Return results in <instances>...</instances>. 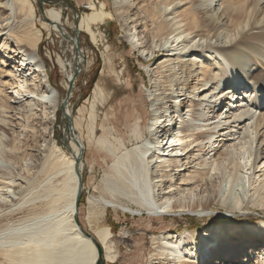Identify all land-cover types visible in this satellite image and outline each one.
<instances>
[{"label":"bare ground","instance_id":"6f19581e","mask_svg":"<svg viewBox=\"0 0 264 264\" xmlns=\"http://www.w3.org/2000/svg\"><path fill=\"white\" fill-rule=\"evenodd\" d=\"M201 1L134 0L130 2V0H114L112 11L107 9L106 4L92 2L90 3L92 12L83 15L78 23V30L75 29V31L90 34L92 42L98 45L101 39L99 38L100 32L96 28L116 16L121 22L123 30L128 34V38H131L132 46L138 49V52L147 60L152 61L156 55L164 53V58L161 59L154 72L156 92H159L154 98L155 101L165 95H167L165 99L173 97L168 94L170 92L172 94L185 92V96L189 99L191 96L200 97L204 92H209L211 95L219 94L225 87L231 86L228 89L231 90V106L234 108L237 107V103L248 97L249 86L255 91H260L261 96L259 102L256 103V110L250 116L252 132L248 137L251 145V165L248 169L250 175L247 176V179L248 182L253 181L249 185L252 187L253 193L248 190L244 197H237L230 204V209L242 212L254 207L260 208L264 212V20L262 22L257 20V8L260 0H218L220 2L218 11L221 9L218 16L215 14L214 0L207 2L205 8L200 7L203 3ZM0 10L9 12L0 20V107L3 110L0 131H8L9 127L8 120L3 115L7 108L10 109L6 105V101H11L12 97L9 98L3 87L12 86L10 80L7 81L8 78H11L14 81L13 87L15 86L13 89H17L16 93L25 100L27 107V122L23 127L24 131L19 136L24 135V140L28 138L22 146V148H26L25 153L18 156L13 151L19 150L20 147L14 145L9 150L10 142L2 141L0 137L2 157L7 162L13 161L23 165V161L25 163L26 157L29 156L28 151L32 149L28 145L29 143L42 141L47 144L44 151L41 150V146L40 148L33 146L34 152H37L35 156H40L37 158L40 160V164L26 169L28 173L34 170L33 175L40 174L41 178L33 176L32 180L34 187L43 188V191L34 193L28 188L27 193L14 203L13 208L16 209L12 210L11 208V212L20 211L25 204L32 203L34 206L36 201L44 196L43 206L30 209L29 214L20 218L18 224L15 222V225L10 224L0 230V264H50L54 262V252L47 240L55 236L72 239L73 242L81 246L83 249L82 258L80 257L82 264L98 263L97 246L105 251V257L103 256L105 264H115L119 260L120 244L113 240L114 232L110 226L89 230L93 241L87 236L89 231L79 224L78 216L82 213L79 207L75 208L79 183L76 169L78 168L82 177L83 192L82 166L84 153L88 147L89 153H93L97 158H104V161L112 162L110 172L103 180L104 191L112 200L101 198L96 201L92 199L89 201L92 207L121 208L118 204L126 202L128 206L122 208L123 211L133 216H136L137 213L140 215L145 213L153 220L162 221L165 216L176 212H196L199 207L205 211L210 208L213 204L212 201L201 204V206L188 207L172 201L175 195L191 189L192 186L204 188L208 185L207 178L210 169L192 167L197 161L196 156H198L193 151L204 153L206 150V155L210 152H214V156L216 153L218 154L216 150L219 146L216 145L219 140H216L215 133L199 132L185 126L190 115L189 121H200L201 118H204V115H199L194 111V107L201 105L199 102L202 99L193 100L190 98L185 107L180 103L179 107H184L183 110L186 108L187 113L180 114L176 109V118L170 116L169 119L164 115L166 119L162 122L161 118L163 117H156L158 120L156 119L154 124L155 135L153 134L142 145L132 143L133 145L130 147L128 144L133 142L132 138L140 140L142 137L139 126H137L138 121L140 120L146 125L147 114L143 98L135 99L134 92L130 89L126 91L127 95L129 94L127 98L115 102V98L110 100L111 97L107 89L104 90L106 94L101 90L100 95L96 89L97 97L93 103L97 104L94 108L101 107L107 110V118L101 122V125L108 132L105 136H98L97 116L93 124L84 123L83 117L79 120L75 119L73 130L83 151L78 144L72 142L69 147L72 151L68 155L52 140L56 115L61 104L59 92L51 85L45 64L38 54L44 35L33 22L36 16L34 2L31 0H9L0 3ZM134 10H136L135 13ZM17 17L20 19V25L13 29L12 26ZM46 18L44 28L49 34L52 31H60L61 28L64 30L61 26L63 20L61 11L49 10ZM139 28L142 30L139 31ZM142 35L150 38L152 44L143 42ZM109 59L111 63V58ZM218 63H221L220 68L223 70L227 68L232 71L225 70L223 75L216 78L215 72L219 68ZM112 72L115 71L112 70ZM68 77H72L71 73H68ZM240 77L242 78L241 82H244L242 85H238ZM117 79L120 80V77L117 76ZM143 83L147 87V83ZM68 84L67 80V87ZM223 97L225 96L222 95L219 101H215V107L219 104L223 105L220 101ZM228 105L220 106L219 114L225 113ZM67 112L70 114L69 109ZM188 113L191 114L188 115ZM237 113L238 122L245 121L248 117L247 111H238ZM134 126L137 127L133 128ZM123 130L132 133L131 139L128 141L123 136ZM109 134H114V136L117 134L115 143L107 137ZM85 136L88 147L84 142ZM48 139L49 141H47ZM207 145H209L208 148ZM171 148L178 150L177 158L189 156L188 159H193V161L188 163L191 165L188 167V174L180 175L179 187L172 183L168 184V187L164 189V196L156 200L155 187L152 186L154 178L149 169L151 163L149 154L157 149V159L160 160L159 163H163L162 170H159L161 173L159 176L163 178L167 175L163 169L172 167L178 170L184 166L179 165L178 159L165 162L168 163V166H165L166 164L161 161L170 155L169 149ZM220 155L229 158L230 167H226L227 170H224V173L220 166L217 168L222 170L224 176L232 183L241 176L244 167L237 163L232 154L222 153ZM78 159H80V166L77 164ZM32 164L35 165L34 162ZM260 164L261 166L258 167ZM3 168L4 166L0 167V198L10 201L7 199L11 198L8 192L20 185H17V176ZM257 170L262 175H257ZM56 177H58L59 186H54L51 183ZM13 194L16 195L15 191ZM30 195L31 198L28 199L27 196ZM10 202L13 203V199ZM91 219L101 223L98 215L94 214ZM243 228L253 237L264 239V219L254 223L247 222ZM234 229L225 227L224 233H217L215 230L209 229L206 234L190 231L185 234H176L171 233V230L168 229L167 232H161L160 235H153L154 251L151 254V262H153L152 264H225V259L222 261L223 257L227 259L235 255L238 252L237 249L240 248V251L243 248V240H236L237 242L233 240L234 234L239 233ZM120 235L123 236V239H129L125 231ZM40 236L42 237L40 238ZM238 237H241V234L236 238ZM24 240L27 242H23ZM243 244L244 246L248 245L249 249L258 250L259 248V243L253 238ZM217 248L218 251H216ZM209 254L212 257H209ZM206 256L209 257V261ZM213 257L214 259H212ZM236 257L234 258L236 261H233L234 264H245L244 258H238V255ZM257 258L259 259V257ZM258 264H264L262 259Z\"/></svg>","mask_w":264,"mask_h":264},{"label":"rangeland","instance_id":"374dc122","mask_svg":"<svg viewBox=\"0 0 264 264\" xmlns=\"http://www.w3.org/2000/svg\"><path fill=\"white\" fill-rule=\"evenodd\" d=\"M6 1L9 0H0V3ZM31 1L34 2V7L36 10V16L33 19V22L36 27L42 30L44 35L42 44L38 50V54L45 64L49 79L56 86V89H59V102L61 105L66 100L68 88L66 86V82L68 80V73H71V75L74 74V66L79 69V73L75 79L71 97L66 108V111L68 109L70 110L69 115L72 118L73 123L75 119L79 120L83 117L84 123L93 124V121L97 116L98 136H105L106 132L108 131L106 128L102 127L101 122L107 118V110L102 109L101 107H97L96 109L94 108L97 104L93 103L94 99L97 97V94L95 93L96 89H98V95L101 94V90H103L102 92L106 94L104 90L107 89V92L111 97L110 100L112 101L115 98V102H118L123 98H127L129 94L127 95L126 91L131 89L132 92H134L133 95L135 96V99L139 97L143 98V101L146 105L144 108L147 114V119L146 125L141 123L140 120L138 121L137 126H139V131L143 138L141 137L140 140H135V138H132L133 142L128 144L130 147H132L133 144L137 145V143L142 145L144 142L148 141L151 136H153V134L155 135L156 132L154 129V124L156 119L158 120V118L163 117L161 120L164 122L166 119L164 118V115L169 119L170 116L177 117V114L175 113L176 109L180 114L187 113V109L185 108L183 110V108L186 106V103L190 98L193 100L199 98L202 99V101L199 102L201 105L194 107V111L199 115H204V118H201L200 121H192L191 119V121H189L191 113H188L190 116L188 117L185 126L191 127L192 129L199 132L215 133V136L217 137L216 140H219L216 145L219 146L218 148L216 147V151H218L219 155L216 153L214 156V152H210L208 155H206V150L204 153H197L196 151H193L194 153L198 154V156H196L197 161H195L192 167H207L210 169L209 177L207 178L208 185L204 188H200L196 185L192 186L191 189L185 190L179 195H175L174 199L172 200L173 202L187 207L192 205L201 206V204L209 201H212L213 204L205 211H202L199 207L196 212H176L170 216H165L164 221H162L153 220L152 217L145 213L142 215L137 213L136 216H133L130 213L123 211L122 208H126L128 206L126 202L118 204L121 208H94L90 205L89 201L92 199L96 201L101 200V198L112 200L103 188V180L110 172L112 162L104 161V158H97L95 155H93V153H89L87 137L85 136L84 142L88 148L85 151L83 157V192L79 204V209L82 214L78 216L79 224H81L88 231H93L102 226H110L113 229V240L117 244H120V248L118 249L120 258L115 264H152L153 262H151V254L154 251V246L152 244V239L154 237L153 235H160L161 232H167L168 229L171 230V233L176 234H185L189 231L206 234L209 229H213L217 233H224L225 227H233V229L235 228V232H239L234 234L233 240H243V248H241L240 251L239 248L237 249L238 252L235 255H232L227 259L224 257L222 258V261L225 259V264H234L233 261H236L234 258L237 255L238 258H244L246 260L245 264H258L259 260L261 259L262 262H264V239L253 237L252 234H249L243 228V225L247 222L254 223L264 219L263 210L254 207L242 212L233 211L230 209V204L235 201L237 197H244L248 190H251L253 193L252 187H249L250 183L253 181L248 182L247 179V176L250 175V171L248 169L251 165V145L248 137L252 132V119H250V116H252L256 110V103L259 102L261 96L259 93L260 91H255L254 88L249 86V95L251 97L248 95L244 101L236 104L237 107L233 106L234 108L231 106V90L228 89L231 86L225 87L222 91H220L221 93L219 94L216 93L215 95H211L209 92H204L200 95V97L191 96L189 99L187 96H185V92H178V94H172L170 92L168 94H171L173 97L165 99L167 97V95H165V97L162 96L161 98L157 99V101H155L154 98L159 94V92H156L157 85L156 75L154 72L155 68H157L165 54L161 52L156 55L152 61L147 60L145 56H142L138 52V49L132 46L130 41L131 38H128V34L123 30L121 22L116 16H114V18L111 20H107L105 23L99 25L96 28L97 31L100 32L99 38L101 39L98 45L92 42L90 34L85 32L79 33L78 46L81 53H76L75 44L72 42L73 39L75 40V29L78 30V25L77 28H75L74 25L75 19H77L79 23L80 19L85 13H91L92 11L90 8V3L92 2H96V4H106L107 9L112 11L114 9V0H49L52 2L60 1L64 6H71L70 8H63L60 5H44L46 14L49 10L61 11L63 14L61 26L64 30L61 28L60 31H52L51 34H49L44 28L45 20L41 15L37 1ZM132 1L134 0H130V2ZM209 1L210 0H202L201 2L203 3L200 7L205 8L207 2ZM214 4H216V7L214 8L215 14L218 16L221 12V9L218 11V5L220 2H218V0H214ZM133 12L135 13L136 10ZM8 14L9 12L0 10V20L2 17L7 16ZM257 15V20L262 22L264 20V0H260L259 2ZM19 22L20 19L17 17L12 28H18L20 25ZM141 30L142 29L139 28V31ZM142 39L143 42L145 41L149 44H152V40H150V38L146 37L145 35H142ZM76 57H79L78 61L76 60ZM109 58H111V63ZM218 64L219 68L215 72L217 75L216 78L223 75L225 70L228 72L232 71L231 69L229 70L227 68L223 70V68H220L221 63ZM112 70L115 72H112ZM117 76L120 77V80L117 79ZM241 80V77L238 78V85L244 84V82H241ZM7 81H9L12 86L8 87L6 85L7 87L4 86L3 88L9 95V98L12 97V99L11 101H6V105L10 107V109L7 108V111H5L7 114L5 113L3 117L8 120L9 127L7 128L8 131H0V137L2 138V141L4 140L10 142L9 150L14 145L20 147L19 150L13 151V153L21 156L25 153L26 149L25 147L22 148V146H24L23 144L28 139L27 138L24 140V135L19 136V134H22L21 132L24 131L23 127L27 122V107L25 100L16 93L17 89H13L15 87H13L14 81H12L11 78H8ZM143 82L147 83V87ZM90 87L92 88L90 89ZM222 95L225 96L220 99L223 105H230H228V109L225 111V113L219 114L221 108L220 106L223 105L219 104L217 107H215L214 104L215 101H219V98ZM180 103H182L184 107H179ZM163 109L165 110L162 111ZM2 111L3 110L0 107V119ZM238 111L248 112V117L247 119L245 117V121L238 122V118H236ZM57 113L58 114L56 115L55 125L52 133V140L58 147L70 155L72 149L69 147L73 141L71 140L70 131L67 129L69 122L64 118L61 108ZM109 116L111 117V115ZM37 126L39 127V125ZM137 126H134L133 128ZM126 131L123 130V136L125 139L127 138L128 141L131 139L132 133L130 131ZM110 134L107 137L115 143V136L117 134H115V136L114 134ZM15 139H18V141H21L22 143L19 144V142L15 141ZM47 141H49V139ZM31 143L28 145L31 146L30 148L32 149L29 150L30 152L28 151L29 156L26 157L25 163L23 161V165L18 163L16 164L13 161H5L2 157V145H0V167L4 166V170H7L8 172H11V174L17 176V185H20L17 186V188L15 186V188L10 189L8 192V195L11 196V198L8 197L7 199L10 201L13 199V203L10 201H4L2 197L0 198V230L3 228L5 229V227L10 226V224H18L19 219L27 216V214L30 212V209H37L43 206L42 201L44 200V196L42 199L40 198L37 200V204L35 203L34 206L32 203L28 205L25 204L23 209L20 211L11 212V208L12 210L16 209L15 207L13 208L14 203L18 202V200L27 193L28 188L30 191H34V193L36 191H43V188H36V186L34 187V181L32 180L33 176L39 177L40 174L36 173L33 175L34 170L30 173H28L27 170L30 167H35L40 164V160L37 159L40 158V156H35V153L37 152H34V148H40L41 146V150L44 151L47 144L42 141L39 143ZM67 147L69 150H67ZM208 147L209 145H207V148ZM177 152L178 150H174V148L169 149L170 155L164 157L161 161L166 164L165 162L178 159L180 161L179 165L184 166L178 168V170H175V168L172 167L163 169V172H167V175L163 178H160L159 176L161 174L159 170H162L163 163H159L160 160L157 159V149H154L149 154V156L151 155L152 157L149 159V162H151L149 169L152 172L154 178L152 186L155 187L154 195L156 200L164 196L163 192L165 191L164 189L168 187V184L172 183L173 185H177V187H179L180 175L182 176L188 174V167L191 166L188 163L193 161V159H188L189 156H181L177 158ZM32 153L34 154L32 155ZM222 153L230 155L232 154L235 157L237 163L244 167V170L241 172V176L232 183L223 174L225 172L224 170H227L225 168L229 166L230 162L227 156L220 155ZM33 162L35 165L32 164ZM165 166H168V163ZM218 166L223 169V173L222 170L217 168ZM260 166L261 164L258 167ZM258 171L259 170L256 171L257 175H262V173H259ZM57 179L58 177L51 181L54 186H59L60 184ZM258 185L259 183L257 186ZM13 191H15L16 195L13 194ZM251 192L249 193L251 194ZM27 198L30 199L31 195L27 196ZM133 208L137 209L135 207ZM94 214L98 215V217L101 219V223L91 219ZM90 231L88 232L89 234H91ZM124 231L127 233L126 236L129 237V239H123V236L120 235ZM240 234L241 237L236 238ZM41 237L42 236H40V238ZM252 238L259 243L258 250L249 249L248 245L244 246L243 243H247L248 240ZM26 240L23 242H27ZM47 241H49L51 244L50 246L54 252V262L50 264H82L81 254L83 249L80 245L73 242L72 239H68L63 236H55L53 238H48ZM238 243L240 244V242ZM216 251H218V248ZM103 252V256L105 257V251L103 250ZM210 256L212 257V255L209 254V257ZM209 257L206 256L208 261L210 260ZM257 257H259V259ZM212 259H214V257Z\"/></svg>","mask_w":264,"mask_h":264},{"label":"water","instance_id":"95a60500","mask_svg":"<svg viewBox=\"0 0 264 264\" xmlns=\"http://www.w3.org/2000/svg\"><path fill=\"white\" fill-rule=\"evenodd\" d=\"M36 1L39 5L41 15L45 21H47V18H46V11L44 9V5H46V4L60 5L63 8H70L71 7L70 5L64 6L62 4V2H60V1L59 2H52L49 0H36ZM74 25H75V27H77V25H78L77 19H75ZM79 35L80 34L75 31V40L74 39L72 40V42L75 44L77 54L81 53L79 46H78L79 45ZM76 60L78 61L79 57H76ZM78 73H79V69L74 66V74L72 75L71 78L68 77L69 84H68V88H67L66 100L62 103L61 109L63 111L64 118L67 119L69 122L67 129H69V131H70L71 140L73 142H75L76 144H78L79 147L81 148V151H83L81 144L79 143L77 136L75 135L74 130H73V120L70 117L69 113L66 111L67 105H68L70 97H71L72 88H73V85H74L75 79L77 78ZM67 150H69L68 147H67ZM77 164L80 166V159L77 160ZM76 172L78 175L79 183H78V192H77V196H76L75 208L78 209L80 199H81V194H82V177L80 176V172L78 171V168L76 169ZM87 236L94 241L93 237L90 234H87ZM97 250H98V254H99V261L97 264H105V262L103 261V251L101 250V248L99 246H97Z\"/></svg>","mask_w":264,"mask_h":264},{"label":"trees","instance_id":"16d2710c","mask_svg":"<svg viewBox=\"0 0 264 264\" xmlns=\"http://www.w3.org/2000/svg\"><path fill=\"white\" fill-rule=\"evenodd\" d=\"M50 82H51V80H50ZM51 84H52V86H53V87H55V88H56V86H55V85H54L52 82H51ZM91 88H92V87H90V89H91ZM58 90H59V89H58Z\"/></svg>","mask_w":264,"mask_h":264}]
</instances>
